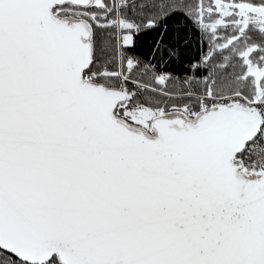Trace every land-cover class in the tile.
<instances>
[{"label": "snow or ice", "instance_id": "obj_1", "mask_svg": "<svg viewBox=\"0 0 264 264\" xmlns=\"http://www.w3.org/2000/svg\"><path fill=\"white\" fill-rule=\"evenodd\" d=\"M0 264H264V0H0Z\"/></svg>", "mask_w": 264, "mask_h": 264}, {"label": "trees", "instance_id": "obj_2", "mask_svg": "<svg viewBox=\"0 0 264 264\" xmlns=\"http://www.w3.org/2000/svg\"><path fill=\"white\" fill-rule=\"evenodd\" d=\"M154 37H155V34L153 33V34H142L140 38V46L138 48L137 54L144 61H152L150 49H151ZM173 39H174V42L177 41L175 32H173ZM178 42L180 43L181 47H183V41L179 40ZM196 53H197V48L195 47V45H193L191 53L186 54L185 56V60L183 62L185 66L187 64V60L190 59ZM171 70L177 76H182L184 74V68H181L178 65H172ZM169 87L171 88L172 85H169Z\"/></svg>", "mask_w": 264, "mask_h": 264}]
</instances>
